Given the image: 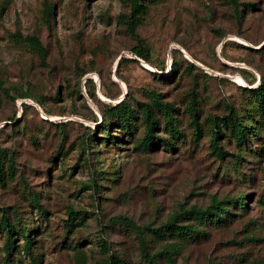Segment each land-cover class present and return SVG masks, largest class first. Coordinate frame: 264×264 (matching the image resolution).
<instances>
[{"label":"rangeland","instance_id":"1","mask_svg":"<svg viewBox=\"0 0 264 264\" xmlns=\"http://www.w3.org/2000/svg\"><path fill=\"white\" fill-rule=\"evenodd\" d=\"M232 1L143 2L148 13L136 35L147 63L132 53L137 41L124 24L131 0H0V82L8 92L0 90V148L12 155L16 172L0 186V217L12 221L16 213L30 232L34 259L17 237L11 264H108L113 254L122 264H146L122 219L159 228L181 208L241 196L245 212L234 210L229 224L183 245L175 264H264V114L256 116L260 136L243 148L238 171L232 158L221 162L210 148V119L228 109L247 119L255 114L240 87L264 80V0H236L239 16ZM27 36L46 49L44 61L20 43ZM153 95L174 109L182 137L173 151L138 150L140 118L133 140L101 144L106 106L126 100L139 111L135 103L150 104ZM159 124L156 135L165 139ZM110 133L122 135L114 126ZM220 145L238 153L227 138ZM69 211L79 216L67 229ZM145 240L149 255L165 244L148 234ZM4 241L2 231L0 264Z\"/></svg>","mask_w":264,"mask_h":264},{"label":"trees","instance_id":"2","mask_svg":"<svg viewBox=\"0 0 264 264\" xmlns=\"http://www.w3.org/2000/svg\"><path fill=\"white\" fill-rule=\"evenodd\" d=\"M145 1L146 0H131V13L128 18H124V24L128 33L137 41V46L131 50L132 53L139 59L150 63L147 49L143 46V42L136 35V28L148 13V7L142 5ZM232 4L235 8V14L239 16L237 1L233 0ZM246 6L253 7L254 5L247 4ZM51 12L52 8L49 9L48 15H50ZM20 43L29 48V50L35 54L40 61L45 60L47 51L36 36L20 37ZM177 70L178 64L173 62L171 73L175 74ZM253 84L255 83H251L249 86H253ZM240 89L251 96L253 99L252 103L256 108V113L248 115L247 119L244 116H240L238 112L233 109H228L227 115L210 119V123L212 124V137L210 141L211 152L221 162H224L229 157L232 158V167L235 171L239 170L243 156L242 150L247 142L249 140H257L260 136V129L257 125V122L259 121L256 119V116L264 114V80L256 88L240 87ZM0 90L4 95H8L7 90L3 88L1 82ZM17 98L31 99L29 95H21ZM12 100H15V98H12ZM35 102L41 107V104L38 101ZM135 104L138 106L139 111L133 109L131 104L126 100L105 107L103 110V116L105 119L101 122V130L104 135L101 144L106 146L108 144L116 143L117 140L119 142H125V138H129V141L133 140L137 128L135 121L137 118H140L143 126V133L142 137L136 142L135 147L144 153L149 152L153 148H158L157 145L163 150L173 151L175 149L174 146L176 145L175 142H178L182 137V134L178 131L175 125L172 115V112L174 111L173 107L169 104L161 103L159 97L155 95H153L150 104ZM192 106L190 107V119L192 124H194L196 132L195 137L198 140L201 133L196 120V110ZM22 107L28 108L29 105L22 104ZM156 113H159L160 117H158ZM160 120L163 121L164 130L168 135L165 139L156 135ZM113 126L122 133L120 138L113 137L110 133ZM261 127L262 126H260V128ZM88 136H90L89 139H91L93 143H96L94 140L96 139L95 133H90ZM222 138H227L228 141L233 142L238 153L235 155H229L225 152L220 145V140ZM15 176L14 158L10 153H7L5 149L0 148V186H3L7 180L15 179ZM34 199V201H37V198ZM245 202L246 198L242 196L237 199H225L222 201L213 198L210 205L204 209L195 206L187 210L181 208L180 211L172 215L167 222L159 228L143 227L141 229L127 219H122V224L137 238L140 255L146 264H157L159 259H162L164 264H175L174 257L180 255L183 245L206 239L208 237L206 228L208 227L219 228L229 224V222L238 215L233 213L234 210L241 213L245 212ZM68 214L69 219L68 223L65 224V227L70 229L75 220L78 219L79 214L74 213L73 211H69ZM12 218L13 220L9 221L5 213L0 217V232H5V241L3 244V252L5 254L4 264H11L12 253L16 246L15 240L17 237L23 239V251L29 258L34 260L31 249L32 241L29 236L30 232L26 231V227L23 226L15 212L12 213ZM147 234L153 239L165 243L162 249L154 255H149L148 253L145 240ZM167 240H170L171 242L167 243ZM105 247V244L102 243L101 248L105 249ZM108 264H122V262L116 254H113L109 258Z\"/></svg>","mask_w":264,"mask_h":264}]
</instances>
